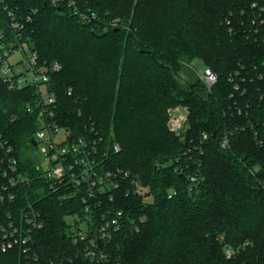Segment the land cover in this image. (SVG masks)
<instances>
[{"label": "trees", "instance_id": "1", "mask_svg": "<svg viewBox=\"0 0 264 264\" xmlns=\"http://www.w3.org/2000/svg\"><path fill=\"white\" fill-rule=\"evenodd\" d=\"M11 1L31 16L24 35L32 48L62 65L52 75L60 124L76 134L93 128L109 167L145 187L141 196H105L91 212L92 232L109 210L121 218L101 264H264V0ZM195 58L218 74L211 88L192 67ZM31 97L0 77V135L29 169ZM179 105L188 109V128L176 133L169 109ZM35 186L29 195L44 227L30 252L21 244L2 249L3 227L19 221L24 199L0 201V264L32 263L34 253L43 264H95L66 220L83 216L85 204Z\"/></svg>", "mask_w": 264, "mask_h": 264}, {"label": "built area", "instance_id": "2", "mask_svg": "<svg viewBox=\"0 0 264 264\" xmlns=\"http://www.w3.org/2000/svg\"><path fill=\"white\" fill-rule=\"evenodd\" d=\"M58 1L53 0L54 3ZM14 3L11 0H0V77L11 90H30L32 97L27 102V108L37 116L33 138L37 142L35 148L40 151L41 156H36L31 169L21 168L13 145L0 135V201L13 200L17 204L24 199L19 221L11 217L8 226L3 227L2 249L6 251L21 244L26 247L25 252H30L35 241L34 231L44 227V220L42 211L36 206V200L30 197L29 190L37 184V191L43 193L46 184L48 190L57 194L59 199L73 200V203L81 199L85 204L83 216L77 212L69 213L66 220L70 224L73 241H82L84 244L81 249L84 255L95 264H101L108 259V254L102 249L103 244L113 230L122 227L121 218H110L112 210H109L108 215L103 216L104 222L96 225L92 232L94 219L91 212L101 206L105 196L114 200L120 191H124L126 195L133 193L141 196L145 187L138 177L131 176L128 171L109 167V151L102 150V140L93 136V128L86 133L76 134L60 124L57 119L58 98L52 75L60 72L62 65L58 61L43 60L32 48L29 37L24 35L26 21H30L31 16L23 11L21 5ZM18 51H22L24 57L12 62L11 57H15ZM197 74L208 88L218 81V74L210 66ZM187 118V107H171L168 119L170 130L176 133L185 131L188 128ZM203 137L206 138L207 134L204 133ZM221 144L226 147L228 139H223ZM113 148L118 151L120 146L115 143ZM41 182L44 185H40ZM125 182L129 184L126 190ZM23 187H27L26 191L22 190ZM117 214L122 217L123 211L119 210ZM79 222H82V226H79ZM135 228L138 230L139 226L135 225ZM233 253L229 247L228 256ZM29 258L33 262L27 264H43L36 253Z\"/></svg>", "mask_w": 264, "mask_h": 264}, {"label": "rangeland", "instance_id": "3", "mask_svg": "<svg viewBox=\"0 0 264 264\" xmlns=\"http://www.w3.org/2000/svg\"><path fill=\"white\" fill-rule=\"evenodd\" d=\"M111 24L114 25V26H117V23H116L115 20L111 21ZM25 48H26V51L29 52L28 47L25 46ZM23 57H24L23 52L22 51H18V53H17V55L15 57H11V61L13 62V61L19 60V59H21ZM192 67L196 70L197 73H202V71L206 67V64H205V62L202 59L195 58L193 60V62H192ZM34 152H35V154H36L37 157H40L41 156L40 151L37 150L36 148L34 149ZM78 224H79V226H82V222H79Z\"/></svg>", "mask_w": 264, "mask_h": 264}, {"label": "water", "instance_id": "4", "mask_svg": "<svg viewBox=\"0 0 264 264\" xmlns=\"http://www.w3.org/2000/svg\"><path fill=\"white\" fill-rule=\"evenodd\" d=\"M31 143L33 144L34 147H37V142L35 138H32Z\"/></svg>", "mask_w": 264, "mask_h": 264}]
</instances>
